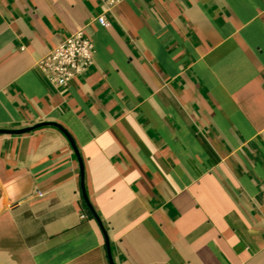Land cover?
<instances>
[{"label": "crops", "instance_id": "0c3cea01", "mask_svg": "<svg viewBox=\"0 0 264 264\" xmlns=\"http://www.w3.org/2000/svg\"><path fill=\"white\" fill-rule=\"evenodd\" d=\"M44 122L113 264H264V0H0V129ZM0 264H109L55 127L0 135Z\"/></svg>", "mask_w": 264, "mask_h": 264}, {"label": "built area", "instance_id": "2783aa9c", "mask_svg": "<svg viewBox=\"0 0 264 264\" xmlns=\"http://www.w3.org/2000/svg\"><path fill=\"white\" fill-rule=\"evenodd\" d=\"M123 0H98L105 10H110ZM105 25L104 16L98 17ZM93 45L84 29H79L62 43L55 46L42 58L37 66L44 77L54 86L66 87L71 80L81 75L91 64Z\"/></svg>", "mask_w": 264, "mask_h": 264}, {"label": "water", "instance_id": "95a60500", "mask_svg": "<svg viewBox=\"0 0 264 264\" xmlns=\"http://www.w3.org/2000/svg\"><path fill=\"white\" fill-rule=\"evenodd\" d=\"M46 126H52V127H55L57 129H59L66 136L67 140L69 141V143H70V145H71V147L73 149V152H74V154H75V156L77 158L78 165H79V170H80V173H81V191H82L83 200H84L85 204L87 205V207L89 208V210L91 211V213L93 214V216L96 219V221L98 222V224H99V226H100V228H101V230H102V232H103V234L105 236L107 257H108V260H109V264H113V261L111 259L109 243H108L105 231L103 230V227H102V224H101L99 218L97 217V215L93 211V209H92V207H91V205H90V203L88 201L87 194L85 192V188H84V185H83V164H82V160H81V158L79 156V152H78L73 140L71 139V137L60 126H58L55 123H49V122L39 123V124H35L34 126L21 128V129H0V135H21V134L33 131V130H35L37 128L46 127Z\"/></svg>", "mask_w": 264, "mask_h": 264}]
</instances>
